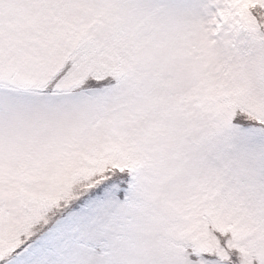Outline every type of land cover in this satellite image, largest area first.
<instances>
[{
    "label": "snow or ice",
    "instance_id": "6c2138e0",
    "mask_svg": "<svg viewBox=\"0 0 264 264\" xmlns=\"http://www.w3.org/2000/svg\"><path fill=\"white\" fill-rule=\"evenodd\" d=\"M0 264H264V0H0Z\"/></svg>",
    "mask_w": 264,
    "mask_h": 264
}]
</instances>
